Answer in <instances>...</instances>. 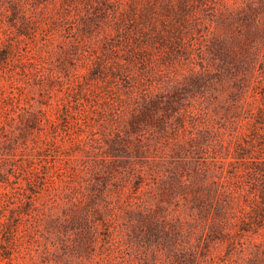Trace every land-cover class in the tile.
Here are the masks:
<instances>
[{"label": "rangeland", "instance_id": "374dc122", "mask_svg": "<svg viewBox=\"0 0 264 264\" xmlns=\"http://www.w3.org/2000/svg\"><path fill=\"white\" fill-rule=\"evenodd\" d=\"M95 4V0H0V264H169L164 255L157 256L131 237L129 210L151 196L146 178L142 186L133 187L136 182L130 169L151 173L156 167L153 160L179 161L171 139L160 140L147 155L117 159L125 164L117 167L108 184L111 189L121 188L119 195L109 191L116 215L109 216L110 226L95 217L90 243L68 217L80 201V194H71V187L113 164L104 155L106 139L114 136L103 126L105 115L71 117L70 107L79 98L90 108L85 97L93 100L96 93H103L93 81L86 83L88 74L119 38L107 21L92 25L83 36L78 34V21L95 16ZM195 4L207 27L203 24L200 32L185 37L192 45L190 51L175 44L173 57L159 61L157 78L184 81L192 71L209 68L208 83L216 87L195 88L197 103L191 108L208 106L210 123L220 133L197 159L208 164L211 178L221 182L219 190H224L223 182H232L233 193L228 223L213 238L203 235L194 264H264V220L249 219L255 203L252 197L262 198L258 188L264 183V141L252 147L245 142L250 136L238 110L241 102L227 86L235 71L226 68L223 60H214L206 42L216 19H223L224 30L233 16L230 24L235 33L240 29V15L264 16V0H199ZM252 48L258 69L264 59V32L252 41ZM160 56L155 57L160 60ZM77 107L81 109L78 102ZM186 125L193 127L190 119ZM150 137L146 131L145 138ZM177 139L182 141L181 133ZM224 196L216 195L215 201L225 204ZM169 209L170 215L185 222L188 236L196 216L176 209L174 203ZM243 220L250 222L242 224ZM199 236L195 229L190 242L196 244Z\"/></svg>", "mask_w": 264, "mask_h": 264}, {"label": "trees", "instance_id": "16d2710c", "mask_svg": "<svg viewBox=\"0 0 264 264\" xmlns=\"http://www.w3.org/2000/svg\"><path fill=\"white\" fill-rule=\"evenodd\" d=\"M198 1L95 0L96 15L78 21L80 36L89 33L92 25L99 27L107 21L119 37L110 43V48L103 53L104 57L92 67V74H88L86 83L93 81L103 88V93H96L93 100L85 97L90 108H86L80 98L77 102L81 109H78L77 102L70 107L73 110L71 117L75 119L81 114L84 118L93 113L105 115L103 126L111 129L114 136L106 139L104 155L113 164L104 173H100V169L95 170L90 177L82 178L83 181L73 187L71 181H67L72 188L71 194H80V201L68 217H72L73 224L79 225L85 236L95 226V217L110 226L108 218L116 213L109 191L119 195L121 188L116 186L111 189L108 184L117 167L125 164H120L117 159L147 155L160 140L168 143L171 139L173 152L180 156L179 161L153 160L156 167L151 173L141 169L137 171L134 167L130 169L136 182L133 187L142 186L146 178L147 191H151V196L148 199L143 197L135 208L129 210L131 237L146 245L145 248H151L157 256L164 255L169 264L195 263L196 247L202 243L203 235L213 238L215 233L223 230V224L228 223L227 211L233 193L230 188L232 182H223L224 190H219L221 182L211 178L208 164L197 159V154H201L213 137L220 133L210 123L208 106L201 105L197 110L191 108L197 103L195 88L204 85L210 89L216 87L214 82L208 83L209 68L203 66L201 70L192 71L184 81L157 78L159 63L173 57L175 44L181 45L184 50L188 46L192 49L185 37L200 32L203 24L207 27L205 16L194 9ZM239 19L240 29L235 33L230 24L233 16L226 22L224 30L223 19H216L215 30L210 31L212 36L206 42L212 58L223 60L226 68L235 71L231 72L227 86L241 102L238 110L249 127L250 136L245 142L252 147L264 141V59L257 69V54L252 48V41L264 32V16L246 12ZM147 29H151L150 34ZM158 54L161 55L160 60L155 57ZM80 88L82 90V86ZM187 119L192 122V128L186 125ZM121 120L124 122L122 128ZM146 131L152 135L148 140L145 138ZM179 133L183 136L182 141L177 139ZM258 190L262 198L252 197L255 203L251 205L249 219L260 217L264 220V205L261 204L264 203V183ZM222 194L225 195V204L215 201L216 195ZM172 203L176 209L189 210L196 216V224L192 225L188 236L185 222L179 216L170 215L169 206ZM249 222L243 220L242 224ZM60 223L63 225L64 221ZM198 225L201 227L198 228ZM195 229L200 231V236L193 244L190 235ZM90 241L88 236V243ZM142 264L148 263L143 261Z\"/></svg>", "mask_w": 264, "mask_h": 264}]
</instances>
